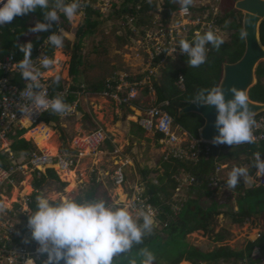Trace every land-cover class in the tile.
Wrapping results in <instances>:
<instances>
[{
  "label": "rangeland",
  "instance_id": "1",
  "mask_svg": "<svg viewBox=\"0 0 264 264\" xmlns=\"http://www.w3.org/2000/svg\"><path fill=\"white\" fill-rule=\"evenodd\" d=\"M81 1L79 0V4ZM134 1L136 2V0ZM134 1L126 3V5L128 4L126 6L124 5L125 0H93L89 6L92 11L97 12L92 16V22H96L97 25L89 35L85 36H81L80 33L88 29L87 13L79 12L78 20L71 22L68 20L66 24L59 19L64 26V29L62 28L59 33L65 35L64 44L62 48L54 47L53 56L49 57L53 59L54 67L47 71L53 75L45 77L48 73L46 72L42 78L50 80L54 84L65 85L63 89L65 92L64 101L73 110L67 114L64 112L58 123L48 125L53 134L44 142L37 145L34 139L26 137L27 133L34 130L38 124L34 128H31V125L27 126L28 132L21 135L20 138L32 141L37 149L48 154L47 148L44 147L50 146L53 142V147H55L53 156H58L59 152L63 153L66 151L65 149L75 148V140L87 139L92 132L101 131L111 142L113 148L103 146L94 152L87 150L88 152L75 154L74 165L67 170L54 164L53 169L50 170L56 172L60 182L49 177L41 188L35 186V181L38 179L35 170L31 166H26L25 174L14 183L8 193H4L3 197L4 206L13 212L17 211L19 219L25 218H21V215L27 214L24 212L29 210L28 202H36L39 195L50 196L56 200L63 198L81 200L88 199L91 194H96L95 198H102L115 206H128L127 201L135 187L143 190L144 186L151 184L157 187L162 185L159 177L164 176L166 171L162 164L164 148L158 138H155L151 133L139 130L138 116L143 112L140 108L157 106L158 93L155 90V84L161 83L165 71L189 68L196 70L187 64L186 54L180 51V40L191 41L197 34L212 30L223 38L224 43L221 46L225 44L230 46L235 39L236 32L230 28L231 24L236 21V23H242L243 26L244 13L236 9V4L231 7L235 18L226 20L224 25L220 23L221 19L225 18L224 8L228 7V0H192L189 13L186 12L188 14L181 12L179 0H169L173 6L179 8L169 16L167 15L169 9L166 6L167 0H145L144 2L140 0L139 3ZM147 4H153V8L145 12L142 11V8L144 9ZM134 5L137 10L141 9L142 11L137 16L130 13L131 8L135 7ZM124 6L128 8V13L122 12ZM142 21L144 23L141 24ZM25 35L23 37L25 44L32 41L34 37L32 32ZM207 48L208 51L211 50V45H208ZM159 58L160 61H157ZM74 60L81 62L76 76L72 74ZM56 62H60L61 67L58 74H56L58 71L53 72ZM260 65L264 68V61ZM44 70L41 71L44 73ZM180 75L177 86L180 90H185V82L183 85ZM256 79L259 81L258 77ZM110 81L115 82L112 87L113 94L105 92ZM261 81L264 84V77ZM101 86L104 87L103 90L97 92L89 90ZM132 90L136 91L135 96H137L121 106L117 96H128L127 93ZM70 100L71 102H69ZM133 103H137V106ZM7 147V144L6 146L3 144L0 148ZM222 151L221 155L234 152L236 146L222 147ZM194 153L197 155L198 148ZM189 156L193 157V154ZM195 161L197 160L183 162L190 166V162ZM217 163V169L220 170L218 177L220 179L224 177L226 180H228L229 174L226 176L223 174L225 172L222 173L220 169L222 166H227V170L231 172L233 167L249 165L242 155L235 160H218ZM253 164L254 162L252 166ZM118 168H123L127 175L126 184L122 186L115 183V171ZM45 170H42L43 176L48 171ZM71 170L75 172L76 181H70L68 177L63 176L65 174L62 172L70 173ZM155 170L158 172L156 173ZM173 170L171 169L169 172H173ZM146 171L149 172L147 176L145 175ZM150 171L153 172L150 173ZM178 172V174L170 176L177 186L174 177H179L184 170L178 167ZM166 181L167 178L164 179V184ZM240 185L250 188V190L256 189L257 192H260L258 199L264 200L263 189L258 190L257 184L254 187L247 185L242 177L240 183L235 188H231V191L235 192ZM178 188L181 190V186ZM227 189L228 187L224 186L220 188V199L231 194L226 191ZM142 190L139 194H142ZM146 191L145 189L143 196L149 200L151 194L148 195ZM170 192L172 203L169 206L171 210L174 206L175 215L178 214L184 203L181 202L185 201L188 196L190 198V194L195 193L194 190L180 192L176 189ZM240 195H243L242 190L233 193V200L229 208L232 207L234 212H238ZM9 201L13 202L8 204ZM256 201V197H249L244 201L247 208L256 211L243 223H236L231 214H221L215 217L210 228H213L212 232L194 231L186 236L185 242L190 246L199 247L207 253L214 252L221 247H228L237 252L245 251L249 242L257 240L264 234V203L260 204L259 201ZM158 209L156 208L154 212L157 217H154L155 223L152 232L145 235L144 238L157 234L156 231L161 232L168 224L161 219L163 212L160 207ZM226 209L223 208V212H227L228 209ZM133 213L135 212L133 211ZM35 244H33L32 250L38 249L39 245ZM253 255V260L260 256L261 263L264 264V257L258 251H255ZM35 256L34 258H36ZM142 258L138 260L139 264H141ZM157 258L155 257L154 264H156ZM46 259V255H43L39 260H33L35 264H43ZM134 260L137 261V254ZM247 260L228 259L224 261L222 259L219 263L203 262L202 264H249ZM2 261L11 264L5 258ZM12 262L16 264L13 259ZM26 262L22 259L21 264H26ZM189 264L192 263L189 262Z\"/></svg>",
  "mask_w": 264,
  "mask_h": 264
},
{
  "label": "clouds",
  "instance_id": "2",
  "mask_svg": "<svg viewBox=\"0 0 264 264\" xmlns=\"http://www.w3.org/2000/svg\"><path fill=\"white\" fill-rule=\"evenodd\" d=\"M91 2L93 0H90ZM179 3L181 4V12L186 13L192 4V0H179ZM88 5H86V10H82L79 0H71V2L55 0L53 8H49V0H0V26L10 24L18 16L27 15L37 9H41L44 13V21L47 22L37 21L29 30L33 33L48 32L52 27V22H57L60 19V14H63L70 22L76 21L79 19V12L87 13ZM214 24L217 25L216 23ZM58 34H51L47 40L55 48H62L65 35ZM245 35V33H241V38L243 39ZM223 43L224 40L221 36L209 30L203 34H197L191 41L180 40L179 49L186 54L188 58L187 64L196 68L204 64L211 55L212 47L208 51V45L219 49ZM32 48V43H27L20 47V51L24 55L23 59L16 64L23 80L30 81L26 95L33 105L46 110L50 109V113L60 119V116L55 113L69 111L70 106L64 101L62 96L49 99L46 92L42 90L41 84V79L44 75L41 68L45 70L53 69L54 61L47 56H42L39 59L40 67H36L31 58ZM180 76L183 77L182 74ZM5 77L7 76L5 75ZM57 80H59V77H57ZM256 82L258 84L257 79ZM229 91L233 94V98L227 101L225 99V91L220 85L211 88H201L192 99L193 102L200 105L215 106L217 110L218 115L215 120V127L218 130V135L213 137V144L201 139V129L199 130V137H195L179 125L168 109L163 108V106L167 108L169 102L150 108L162 109L174 120L180 133H186L188 137L191 136L198 141H202L201 147L206 145L220 146L219 153L215 155L217 159L216 166L218 167V156L223 153L222 147H227L228 145L234 147L240 144H257L260 146L264 143L262 139L259 142H255L252 131L256 121L264 117V112L255 116L254 111L250 107V97H248L246 92L237 90L235 86H232ZM133 105L137 106V103H133ZM140 109L144 111L148 108ZM20 111L26 113L27 110L22 108ZM41 119L37 123L38 125L43 123ZM37 124L32 125L29 122L31 128H34ZM138 126L141 128L139 124ZM141 129L148 133L143 128ZM19 131H23L22 134L18 135V139H22L20 136L27 133L28 128L25 126L24 129ZM263 133L264 131L259 129L256 131V136L259 138ZM153 136L160 140V136ZM28 142L33 144L32 141ZM33 145L35 146L34 150L41 151L37 149L35 144ZM254 167L256 168L257 177L264 176V159H261V153L259 152L255 153ZM225 168L222 166L220 169L222 171ZM241 177L244 179L248 177V169L239 166L233 167L226 182L227 187L235 188L240 183ZM31 211L32 213L28 218V226L31 229L32 240L39 245L38 253L47 257L43 264H113L115 256L128 252L134 244H141L145 235L152 232L155 223L154 213L150 208L148 210L137 209L133 213L127 205L115 206L102 198L81 200L63 198L56 200L50 196L39 195L36 198V208ZM141 255L143 257L141 264H154L155 256L148 248H143ZM26 264H35V261L29 258ZM131 264H136V261L132 260Z\"/></svg>",
  "mask_w": 264,
  "mask_h": 264
},
{
  "label": "trees",
  "instance_id": "3",
  "mask_svg": "<svg viewBox=\"0 0 264 264\" xmlns=\"http://www.w3.org/2000/svg\"><path fill=\"white\" fill-rule=\"evenodd\" d=\"M133 1L134 0H125L124 5H126V3H133ZM144 1L145 0H142V2ZM237 1L238 0H228V7L224 8V12L226 11L225 18L224 20L221 19L220 22L222 25L226 23V20L235 18V14L231 11V7H233ZM66 2H71V0H66ZM136 2L139 3L141 1L136 0ZM54 5L55 0H49V8H53ZM134 6L135 7H132L130 11L133 16H137L142 13V11L145 12L153 8V4H147L141 11V9H136V5ZM166 6L169 8L167 13L168 16L179 9L176 6H173L169 0H167ZM122 12L128 13V8L124 6ZM94 14H97V12L92 11L91 6L88 5L86 18L88 29L82 31L80 33L81 36L89 35L91 30L97 25L96 22H92V16H94ZM60 19L65 24L68 22V19L63 14H60ZM37 21L47 22L44 21V13L41 9H37L35 12L27 15L18 16L10 24L0 26V61H3L6 56L9 55H14L18 61L23 59L24 54L20 51L22 44L17 41L20 40ZM63 23L59 20L57 22H52V27L48 32L34 33L31 53L36 52L51 34L60 33V30L62 28L64 29ZM142 23L144 22L142 21L141 24ZM230 28L236 31L234 35L235 39H233V43L230 46L225 44L219 49H216L211 45V55L204 64L196 67V70L189 68L186 70H176L171 72L165 71L160 81L161 83L155 84V90L158 93L156 105L161 106L165 102H169V106L167 108L163 106V108L168 109L169 113L175 118V121L195 137H199V130L204 126L205 121L196 114H188L179 117V109L191 104L193 102L192 99L195 97L199 89L219 86L223 77V65L225 63H236L243 57L246 44L245 38H241V33H244L242 23H236V21H234ZM260 39L264 46V21L260 27ZM53 52L54 46L49 44L46 53L49 56H53ZM185 58L188 59L187 57ZM157 61H160V58L157 59ZM80 65V61L74 60L72 66V74L74 76L78 74ZM180 74H182L185 79L184 91L180 90L177 86ZM4 75V72L0 70V80L3 79ZM256 75L259 81L258 84L250 90L249 97L254 102L264 103V84L261 81L264 77V68L261 65L258 67ZM17 82L21 83V79H14L12 81L14 84ZM53 88L54 90H63L65 85L56 83ZM103 89L104 87L101 86L97 88L93 87L89 90L91 92H97ZM69 102H71V100ZM41 122H45L48 125L51 123H58L59 117L50 113L44 116L41 119ZM139 130L144 132L141 128H139ZM31 132L32 137L28 138L34 139L36 143L44 142L53 134V131L43 123L39 124ZM22 133L23 131L19 132V134ZM236 146V151L224 155L220 154L218 160L238 159L241 155H244L255 161V153L257 152L261 153V159L264 158V143L260 146L257 144H240ZM227 147L230 146L228 145ZM34 149L35 146L25 139H16L12 146V150L16 153L31 152ZM219 149L220 146L217 145L202 146L198 160L190 162V166L182 160L174 158L170 161L162 162L163 167L166 170L165 175L159 177L162 185L157 187L151 184L148 185V187L151 191L150 202L156 206H160L163 212L161 219L164 222H168V224L162 230L163 234L162 231H156L157 234L143 238L141 244H136L128 252L115 256L113 258V264H131V261L134 260L136 254V264H139L140 262L138 260L142 258L141 250L145 247L152 251L156 258L158 257L156 264H181L183 261H188L192 264H202L203 262L219 263L222 259L224 261L228 259L245 261L248 259L247 261L249 264H262V258L259 256L257 259L253 260V254L255 251H258L260 255L264 257V234H262L257 240L249 242L246 250L240 252L228 247H221L214 252L207 253L201 250V248L190 246L185 242L186 236L194 231L204 230L212 232L213 228H210L215 221V217L221 214H231L236 223H243L246 218L249 219V217H251L256 211L250 210L245 206L244 201L248 200L249 197H256L260 204L264 203V200L262 201L258 199L260 192H257L256 189L245 190V187L242 185H240L241 188H238V190H242L243 192V195H240L241 197L238 201V212H234L232 207L229 208V205H231V201L233 200V193H237L238 190L227 195L226 198H218L219 188L214 189L210 187L212 184L210 177L214 175L217 170V159L215 155L219 153ZM249 158L246 159L248 162H250ZM5 164L4 157L0 156V165L5 166ZM178 167L182 168L184 172L191 173L196 177L197 182L192 187V190H194L195 193L190 194L188 202L182 206L178 214L175 215L174 211L170 208L172 203V194L170 191L176 189L177 185L170 176L171 174L179 173ZM171 169H174L173 172H169ZM152 172L153 171H150V173ZM155 172L157 173L158 171L155 170ZM255 173L256 168L250 172V175L253 176ZM148 174L149 172L146 171L145 175L147 176ZM49 177L60 182L59 176L56 172L54 170H48L44 176L35 181V186L41 188ZM165 178H167V181L164 184ZM223 182V185L227 186V180L225 179ZM260 189L263 188H259L258 190ZM95 196L96 194H91L88 196V199H94ZM204 206L206 207L204 208ZM222 207L227 208V212H223ZM31 208L33 211L35 210V201L32 202ZM172 250L174 251L172 252Z\"/></svg>",
  "mask_w": 264,
  "mask_h": 264
},
{
  "label": "built area",
  "instance_id": "4",
  "mask_svg": "<svg viewBox=\"0 0 264 264\" xmlns=\"http://www.w3.org/2000/svg\"><path fill=\"white\" fill-rule=\"evenodd\" d=\"M89 3L90 0H82L80 2V8L86 10V5ZM187 12L189 13V11ZM48 44L49 41L47 40L36 52L31 53L32 62L36 67H40L39 59L42 58V56L50 57L46 53ZM17 63L18 60H16L14 55H9L4 61H0V70H2L6 76H9V78L5 77L0 80V146L3 144H5V146L7 144L8 146L7 148H0V154L4 157L6 163L5 166L0 165V264H8L2 261L4 258L11 264H13L12 259L15 260L16 264H21L22 259L24 261H27L29 258L39 260L40 257L43 256L39 254L37 250H32L35 241L31 238V229L28 226V218L32 213L30 210L31 201L27 204L29 210L24 212L27 214L21 215V218L25 217L22 218L23 220L19 219L20 216L17 211L13 212L7 209L3 203L4 193H8V190L11 189L14 183L25 174V167L31 166L35 170L37 178L40 179L44 173L42 171L43 169H53V165L57 164L62 169L67 170L74 165V159L76 158L75 154L79 155L87 150L94 152L106 146L105 142L107 140L103 132L95 131L89 134L87 139L75 140V148L71 150L65 149L66 151L63 153L59 152L58 156H51L46 152L43 153L38 150L19 153L21 155L13 153L11 150V137L15 136L17 131L24 129L26 121L30 122L32 125L37 124L43 116L51 112L50 109L46 110L36 107L28 99L26 92L30 81L24 80L23 86L12 83L11 80L17 75H20L19 69L16 67ZM42 69L43 68H41V70ZM180 79V81H184L182 76ZM114 83L115 82L111 81L108 82L105 92L113 94L112 87ZM41 84L42 90L46 92L49 99L56 96L65 97L64 90H54L51 81L42 78ZM127 94L128 96H117L120 99L121 106L125 105L124 103H128L131 98L133 99L137 96H135V94H137L135 90ZM22 108L27 110L26 113L20 111ZM70 110H73V108L70 107ZM70 110L65 113L67 114ZM55 114L59 116L64 115V113ZM138 124L148 133L160 136V143L165 152L163 155L164 161H170L172 158L182 161L198 160V156L201 153L200 148L202 141H198L191 136H189L190 138L187 135L184 136L186 133H180L174 120L162 109L148 108L144 110L138 119ZM259 129L264 131V117L256 121L253 126L252 131L255 142H259L261 139L264 141V133L259 136V138L256 136V131ZM196 148H198L197 155L194 153ZM14 154L16 155L14 156ZM190 154H193V157H190ZM219 171L220 170L217 169L216 173L210 177L212 182L210 187L214 189L219 188L220 190L225 179L224 177L223 179L218 177ZM174 179L178 184L176 190L180 192L192 190V187L197 182L196 177L187 172H183L179 177H174ZM126 181L127 175L125 170L123 168H118L115 171V183L118 186H122L126 184ZM256 184L258 188L264 189V176L258 177ZM180 186L181 190L178 188ZM134 189L135 190L131 194L132 201L128 205L130 210L135 212L137 209L143 208L144 210H148L150 208L154 213L156 208L158 209V207H160L149 203L148 200L144 198L143 192L145 189L147 190L146 192H149L148 186H144L143 190L141 188L137 189L136 187ZM141 190L142 194H139ZM187 201L188 197L185 201L181 202H184L182 206H184ZM172 210H175L174 206ZM154 217L157 216L154 214ZM34 255H36V258H34Z\"/></svg>",
  "mask_w": 264,
  "mask_h": 264
},
{
  "label": "water",
  "instance_id": "5",
  "mask_svg": "<svg viewBox=\"0 0 264 264\" xmlns=\"http://www.w3.org/2000/svg\"><path fill=\"white\" fill-rule=\"evenodd\" d=\"M235 7L244 13L243 31L246 34L244 37L246 47L243 57L238 62L224 65L220 87L225 91L226 101L233 98V94L229 91L232 86L246 92L249 97L250 90L257 84L256 70L264 61V46L260 39V27L264 21V2L262 0H239ZM249 103L255 116L264 112V104L253 102L250 98ZM188 114H196L205 121L200 130V137L203 141L213 144V137L218 135L215 127L218 113L215 106L192 102L179 110V117ZM106 145L112 148L109 140H106Z\"/></svg>",
  "mask_w": 264,
  "mask_h": 264
},
{
  "label": "crops",
  "instance_id": "6",
  "mask_svg": "<svg viewBox=\"0 0 264 264\" xmlns=\"http://www.w3.org/2000/svg\"><path fill=\"white\" fill-rule=\"evenodd\" d=\"M29 32H31L30 30H28L26 33H29ZM25 33V34H26ZM33 33V32H32ZM24 34V36H26ZM34 34V33H33ZM23 36V37H24ZM23 37L20 39V40H18L17 42L18 43H21L22 44V46L25 44V41H23ZM33 39H34V37H33ZM33 39H32V41H30L29 43H32L33 42ZM27 44V43H26ZM33 44V43H32ZM7 57V56H6ZM49 71V70H48ZM47 70H44V74L46 73V72H48ZM4 77H5V75H4ZM3 77V78H4ZM8 78H9V76H7ZM14 79H17V80H20L21 79V83H16V84H20V85H23V82H24V80H23V78L21 77V75H19V76H16V78L14 77L13 79H12V81L14 80ZM43 124H45V125H47L48 126V124L47 123H45V122H43ZM25 126L27 127V125H26V123H25ZM49 127V126H48ZM19 132L20 131H17V134L15 135V136H12L11 138V149H12V146H13V144H14V141L16 140V139H18V135H19ZM27 136V135H26ZM28 136L29 137H32V132L30 131L29 132V134H28ZM1 147V146H0ZM12 152L13 153H16V152H14L13 150H12ZM18 154L19 153H23V152H17ZM16 153V154H17ZM229 153V152H228ZM0 156H1V154H0ZM243 157H244V160H246L247 158H249L248 156H244V155H242ZM233 160H235V159H233ZM249 161L250 162H248L247 160H246V162L249 164V165H247V166H245V168H247L248 169V177L246 178V179H244L243 177V179H244V181H245V183L247 184V185H250V186H253L254 187V185L256 184V181H257V176H256V173L253 175V176H251L250 175V172H252L253 170H254V164H253V166H252V163L254 162L255 163V161H254V159H251V158H249ZM251 164V165H250ZM222 172H225L224 174L227 176L229 173H230V170H227V166H226V168L224 169V170H222ZM223 184H224V182H223ZM224 186V185H223ZM225 188H227V186H225ZM246 189H250V188H245V190ZM227 192H230V193H233L232 191H231V188L229 189H227L226 190ZM147 194L149 195V194H151V191L149 190V192H147ZM223 194V193H222ZM119 197V196H118ZM150 197H151V195H150ZM149 197V198H150ZM218 198H220V195H219V197ZM127 199H128V197H127ZM129 201H127L128 202V205L131 203V201H132V197H130L129 199H128ZM120 202V201H119ZM118 202V203H119ZM148 202L149 203H151L150 202V200H148ZM152 204V203H151ZM119 205V204H118ZM154 205V204H153Z\"/></svg>",
  "mask_w": 264,
  "mask_h": 264
},
{
  "label": "bare ground",
  "instance_id": "7",
  "mask_svg": "<svg viewBox=\"0 0 264 264\" xmlns=\"http://www.w3.org/2000/svg\"><path fill=\"white\" fill-rule=\"evenodd\" d=\"M58 55V54H57ZM59 56V55H58ZM57 60H59L58 58H57ZM59 68H61L60 67V62H56V68L54 69V71L53 72H55V71H58L59 70ZM59 73V71L58 72H56V74H58ZM55 74V75H56ZM51 75H53V74H51L50 72H48L46 75H45V77L46 76H51ZM41 124V123H40ZM26 125L28 126L29 125V122H27L26 121ZM28 134L29 133H27V136L26 137H29L28 136ZM39 143H37V145H38ZM42 145V144H41ZM53 145H54V143L52 142L51 143V145L50 146H45L44 148L46 149V150H48V152H49V154L51 155V156H53L54 155V149H55V147H53ZM72 171V170H71ZM63 174H65V175H63L64 177H68V179H70V181H73V180H75V178H76V175H75V172H70V173H65V172H62ZM76 181V180H75ZM16 191H17V189H16ZM15 197H13V199H14ZM7 200H9V199H7ZM15 200H16V198H15ZM11 202H13V201H9V203L8 204H10ZM16 202V201H15ZM181 264H189V262L188 261H183Z\"/></svg>",
  "mask_w": 264,
  "mask_h": 264
}]
</instances>
